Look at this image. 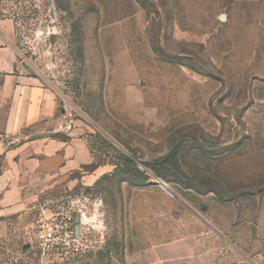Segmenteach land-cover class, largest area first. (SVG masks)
Segmentation results:
<instances>
[{
    "label": "rangeland",
    "instance_id": "rangeland-1",
    "mask_svg": "<svg viewBox=\"0 0 264 264\" xmlns=\"http://www.w3.org/2000/svg\"><path fill=\"white\" fill-rule=\"evenodd\" d=\"M0 13L26 72L76 110L95 173L42 195L0 249L35 261L33 225L72 190L99 203L90 252L53 264H133L175 240L204 264H264V0H1Z\"/></svg>",
    "mask_w": 264,
    "mask_h": 264
},
{
    "label": "crops",
    "instance_id": "crops-1",
    "mask_svg": "<svg viewBox=\"0 0 264 264\" xmlns=\"http://www.w3.org/2000/svg\"><path fill=\"white\" fill-rule=\"evenodd\" d=\"M1 1V0H0ZM14 19L0 16V243L12 223L38 206L42 195L90 186V146L75 130L56 133L63 114L58 92L26 72ZM75 188V189H77ZM20 252L0 249V264H25ZM133 264H204L190 244L148 245Z\"/></svg>",
    "mask_w": 264,
    "mask_h": 264
},
{
    "label": "built area",
    "instance_id": "built-area-1",
    "mask_svg": "<svg viewBox=\"0 0 264 264\" xmlns=\"http://www.w3.org/2000/svg\"><path fill=\"white\" fill-rule=\"evenodd\" d=\"M76 110L67 111L60 118L57 132L69 134L76 125ZM99 203L89 192H68L52 199L47 211L33 225L30 247L36 252L35 261L27 255L19 256L18 261L25 264H53L70 257H84L89 254L90 246L87 233L94 217L90 214L98 211ZM96 214V213H95ZM79 216V224L76 222ZM95 216V215H94ZM80 226L77 235L76 227Z\"/></svg>",
    "mask_w": 264,
    "mask_h": 264
},
{
    "label": "water",
    "instance_id": "water-1",
    "mask_svg": "<svg viewBox=\"0 0 264 264\" xmlns=\"http://www.w3.org/2000/svg\"><path fill=\"white\" fill-rule=\"evenodd\" d=\"M160 186L162 187V188H164V190H166L167 192H169L173 197H176L177 198V196L166 186V185H164V184H160ZM204 221H206L205 219H204ZM76 222L79 224V222H80V218H79V216L77 217V220H76ZM207 222V221H206ZM79 232H80V226L79 225H77V227H76V233H77V235L79 234ZM252 233H253V235H256V227L254 226L253 227V229H252ZM25 248H28V247H30V244H27L26 246H24Z\"/></svg>",
    "mask_w": 264,
    "mask_h": 264
},
{
    "label": "trees",
    "instance_id": "trees-1",
    "mask_svg": "<svg viewBox=\"0 0 264 264\" xmlns=\"http://www.w3.org/2000/svg\"><path fill=\"white\" fill-rule=\"evenodd\" d=\"M62 9H67V8H62ZM29 11V10H28ZM0 16H6V15H2L1 13H0ZM9 17V16H8ZM10 18H12L13 19V17H10ZM15 23H16V21H15ZM16 28H17V32H19V30H18V27H17V25H16ZM88 192V191H87Z\"/></svg>",
    "mask_w": 264,
    "mask_h": 264
},
{
    "label": "flooded vegetation",
    "instance_id": "flooded-vegetation-1",
    "mask_svg": "<svg viewBox=\"0 0 264 264\" xmlns=\"http://www.w3.org/2000/svg\"><path fill=\"white\" fill-rule=\"evenodd\" d=\"M205 211H206V209H205ZM218 234H220L221 235V233L217 230V229H214ZM234 230V229H233ZM222 237H224L223 235H222Z\"/></svg>",
    "mask_w": 264,
    "mask_h": 264
},
{
    "label": "bare ground",
    "instance_id": "bare-ground-1",
    "mask_svg": "<svg viewBox=\"0 0 264 264\" xmlns=\"http://www.w3.org/2000/svg\"><path fill=\"white\" fill-rule=\"evenodd\" d=\"M162 188V187H161ZM164 189V188H163ZM166 191V190H165ZM167 192V191H166ZM168 194H170L169 192H167ZM171 195V194H170ZM172 196V195H171Z\"/></svg>",
    "mask_w": 264,
    "mask_h": 264
}]
</instances>
